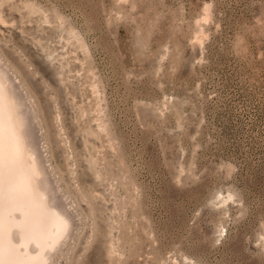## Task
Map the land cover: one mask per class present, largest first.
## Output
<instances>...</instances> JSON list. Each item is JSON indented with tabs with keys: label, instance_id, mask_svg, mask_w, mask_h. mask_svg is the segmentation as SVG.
<instances>
[{
	"label": "rangeland",
	"instance_id": "rangeland-1",
	"mask_svg": "<svg viewBox=\"0 0 264 264\" xmlns=\"http://www.w3.org/2000/svg\"><path fill=\"white\" fill-rule=\"evenodd\" d=\"M0 62L74 218L51 264H264V0H0Z\"/></svg>",
	"mask_w": 264,
	"mask_h": 264
},
{
	"label": "bare ground",
	"instance_id": "bare-ground-1",
	"mask_svg": "<svg viewBox=\"0 0 264 264\" xmlns=\"http://www.w3.org/2000/svg\"><path fill=\"white\" fill-rule=\"evenodd\" d=\"M57 194L24 97L0 62V264H51L74 225Z\"/></svg>",
	"mask_w": 264,
	"mask_h": 264
}]
</instances>
